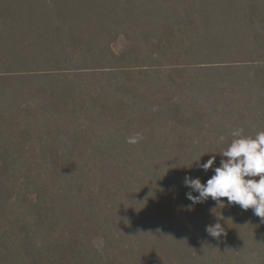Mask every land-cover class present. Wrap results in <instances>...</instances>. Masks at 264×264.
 <instances>
[{
	"label": "trees",
	"instance_id": "trees-1",
	"mask_svg": "<svg viewBox=\"0 0 264 264\" xmlns=\"http://www.w3.org/2000/svg\"><path fill=\"white\" fill-rule=\"evenodd\" d=\"M240 128L264 0H0V264H264L252 209L186 198Z\"/></svg>",
	"mask_w": 264,
	"mask_h": 264
},
{
	"label": "clouds",
	"instance_id": "clouds-1",
	"mask_svg": "<svg viewBox=\"0 0 264 264\" xmlns=\"http://www.w3.org/2000/svg\"><path fill=\"white\" fill-rule=\"evenodd\" d=\"M231 143L222 152L219 166L213 168L215 155L206 163L198 164L205 172L214 171L205 183L199 178L186 176L184 186L191 189L186 198L193 204L202 203L211 197L218 206L224 205L221 198H227L229 204L239 205L243 210L252 209L255 216L264 222V131L254 137L243 135V129L231 133ZM143 138L142 133L129 137V144H136ZM219 140L223 142L224 136ZM193 192L198 195H193ZM225 206V205H224ZM206 232L219 238L225 234L221 223L206 226Z\"/></svg>",
	"mask_w": 264,
	"mask_h": 264
}]
</instances>
